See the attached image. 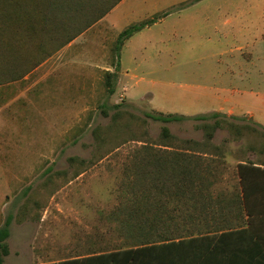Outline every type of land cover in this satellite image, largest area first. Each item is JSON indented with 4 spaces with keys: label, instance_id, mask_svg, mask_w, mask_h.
<instances>
[{
    "label": "rangeland",
    "instance_id": "obj_1",
    "mask_svg": "<svg viewBox=\"0 0 264 264\" xmlns=\"http://www.w3.org/2000/svg\"><path fill=\"white\" fill-rule=\"evenodd\" d=\"M262 5L264 0H126L107 20L111 36L155 14L167 15L125 42L122 60L135 77L116 82L111 95L104 73L115 38L89 40L90 56L74 59L87 79L82 90L74 84L71 121L18 116L4 127V84L43 60L0 52V131L15 141L0 169V225L13 214L3 264H39L129 245L110 214L125 196L135 162L149 151L186 155L191 168L202 172L204 194L213 204L236 194L237 163L264 165V69L242 68L228 49L242 44L243 24L249 14H264ZM252 19L250 27L264 29L261 17ZM242 54L248 58L246 50ZM247 76L252 82L241 87ZM249 110L258 124L247 119ZM212 112L220 113V126L209 138L211 129L203 123L215 118L193 116ZM146 113L188 118L161 122ZM163 126L172 137L161 135ZM73 156L84 163L70 161Z\"/></svg>",
    "mask_w": 264,
    "mask_h": 264
},
{
    "label": "trees",
    "instance_id": "obj_2",
    "mask_svg": "<svg viewBox=\"0 0 264 264\" xmlns=\"http://www.w3.org/2000/svg\"><path fill=\"white\" fill-rule=\"evenodd\" d=\"M120 1L0 0V52L14 49L15 42L10 37L23 36L47 37L34 45L50 54L45 48L69 43ZM165 15L155 14L131 23L117 34L111 47L113 71L104 73L108 94L115 91L125 41ZM38 63L33 62L29 69L10 79L21 78ZM118 107L119 104L112 106ZM219 114L212 112L193 118L201 121L215 118L212 124L203 123L211 129L207 131L211 138L212 131L220 126ZM146 116L161 122L188 118L161 113ZM161 135L172 137L166 126L162 127ZM181 157L179 151L154 150L135 162L125 196L110 214L129 245L39 264H264V165L239 161L238 192L213 204L210 195L204 194L207 187L202 172L191 168L186 155ZM69 160L84 163L75 156ZM12 220L13 214L9 213L0 225V264L9 254L7 239ZM190 226L196 231H190Z\"/></svg>",
    "mask_w": 264,
    "mask_h": 264
},
{
    "label": "crops",
    "instance_id": "obj_3",
    "mask_svg": "<svg viewBox=\"0 0 264 264\" xmlns=\"http://www.w3.org/2000/svg\"><path fill=\"white\" fill-rule=\"evenodd\" d=\"M125 1L126 0H121L103 18L69 43L59 48H45V50L51 51L50 54H47V52L44 54L43 50L34 45L35 42L46 40L47 37L43 39H30L23 36L10 37L11 41L15 42L14 49L11 50L14 52V56L46 58L32 70L26 72L21 78L4 84V127L7 122L11 119L16 120L18 116H23L24 119L33 122H50L57 120L71 121L74 84L76 89L80 88V90H82L86 88L84 83H86L87 79L86 71L82 68L83 65L74 66V59L88 58L90 56L89 44L92 43V41L89 40L94 39V37L96 39H101V41H105L106 39L112 41L116 38L115 36H111L107 20L113 12H116L125 3ZM259 9L264 10V5L260 6ZM248 17L251 18H247V24H243V28H241V36L244 41H242V44L231 45L228 49L229 54H231V61L237 65H241L242 68H260L263 70L264 29H260L258 26L250 27L249 25L253 21L252 18L261 17L262 21H264V14H249ZM232 22L233 21L230 19L226 21V23ZM244 50L248 52V58L243 56L242 52H244ZM122 54L123 51L120 53L118 83L130 81L135 77L133 70L125 68ZM105 71H113L111 64L105 67ZM239 75L242 76L241 73H239ZM229 80L231 84H236V81H232L230 76ZM241 80L242 83L239 84L241 87H246L252 82L249 81V76ZM125 87L128 91L129 86L126 85ZM256 87L258 88L259 84ZM231 89H235V87ZM252 89L255 88L253 87ZM222 100L224 103L228 102V98ZM246 115L247 119H251L257 124V121L260 122V120L256 118L257 114L255 112L249 110L246 111ZM262 123L263 124H260V126H264V121ZM3 145L6 146V153H4ZM11 145H15L13 135L9 134L6 130H4V132L0 131V169H4V163L6 162L4 157L7 158V153L10 150L8 147Z\"/></svg>",
    "mask_w": 264,
    "mask_h": 264
}]
</instances>
